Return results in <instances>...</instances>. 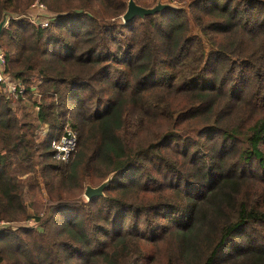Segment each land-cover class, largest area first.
Instances as JSON below:
<instances>
[{"label": "trees", "instance_id": "obj_1", "mask_svg": "<svg viewBox=\"0 0 264 264\" xmlns=\"http://www.w3.org/2000/svg\"><path fill=\"white\" fill-rule=\"evenodd\" d=\"M42 1L0 32V264H264V0Z\"/></svg>", "mask_w": 264, "mask_h": 264}, {"label": "built area", "instance_id": "obj_2", "mask_svg": "<svg viewBox=\"0 0 264 264\" xmlns=\"http://www.w3.org/2000/svg\"><path fill=\"white\" fill-rule=\"evenodd\" d=\"M53 14L50 13L47 5L40 1L34 0L30 3L29 7L22 14H12L10 16L4 17V27L8 25L9 18H23L27 21L45 27L49 24ZM5 56L2 51H0V87L4 92H10L14 95L22 93L24 86L15 82L11 76L5 72ZM76 135L75 132L69 128L65 129V133L62 135L59 141L53 140L52 146L57 150V156L66 159L70 152L75 146Z\"/></svg>", "mask_w": 264, "mask_h": 264}, {"label": "water", "instance_id": "obj_3", "mask_svg": "<svg viewBox=\"0 0 264 264\" xmlns=\"http://www.w3.org/2000/svg\"><path fill=\"white\" fill-rule=\"evenodd\" d=\"M172 6L170 3L167 2H156L152 6H143L135 2V0H127L125 11L122 14L123 21H129L135 15L140 17H144L148 14H153L157 11L165 9L167 7ZM4 27V18L0 20V32ZM111 178V174L107 176L103 181H101L97 185L87 184L84 189V195L89 199L93 196H98L103 194V190L105 186L108 184Z\"/></svg>", "mask_w": 264, "mask_h": 264}, {"label": "rangeland", "instance_id": "obj_4", "mask_svg": "<svg viewBox=\"0 0 264 264\" xmlns=\"http://www.w3.org/2000/svg\"><path fill=\"white\" fill-rule=\"evenodd\" d=\"M34 1V0H33ZM40 1H42V0H40ZM42 2H44V1H42ZM156 2H167V3H170L172 6H174V7H184V8H187V6H188V1H185V2H178V1H175V0H156ZM156 2H154V3H152L150 6H152V5H154ZM45 3V2H44ZM46 4V3H45ZM50 11V13H52L53 15L55 14L54 12H52L51 10H49ZM20 14H22V13H20ZM121 18H122V15H121ZM122 20H123V18H122ZM0 92L3 94V91H2V89H1V87H0ZM6 93H8V92H6ZM13 97V96H12ZM14 104L15 105H17L18 103L15 101L14 102ZM31 114H33V113H31ZM32 119L36 122V124H37V134H36V139L37 140H40V139H42L43 138V136H44V134L47 132V124L46 123H43V122H39V120L37 119V118H35V117H33V115H32ZM87 185V184H86ZM82 196V198H84V199H88L85 195H84V191L82 192V194H81ZM38 208H39V210H42V208L41 207H39L38 206ZM20 224H30V225H32V224H34V225H37L38 223H35L34 222V219L33 218H30V219H27L26 221H22V222H19ZM12 224L13 225H17L18 223L17 222H12Z\"/></svg>", "mask_w": 264, "mask_h": 264}]
</instances>
